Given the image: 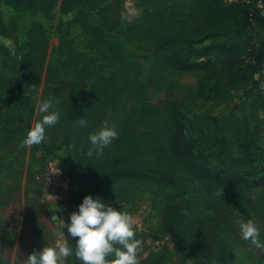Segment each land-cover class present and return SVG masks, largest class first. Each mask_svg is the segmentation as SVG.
Masks as SVG:
<instances>
[{
	"label": "rangeland",
	"instance_id": "rangeland-1",
	"mask_svg": "<svg viewBox=\"0 0 264 264\" xmlns=\"http://www.w3.org/2000/svg\"><path fill=\"white\" fill-rule=\"evenodd\" d=\"M221 1L226 7L235 2ZM191 2L96 0L90 8L69 14L57 8L45 17L38 10L14 8L0 0V38L11 39L16 45L15 54H10L0 43V264H27V256L34 251L67 239L61 220H68L69 184L61 171H70L76 149L104 121L119 133L104 149V157L125 154L134 164L150 163L172 170L180 178L177 187L167 189L149 182L126 184L103 201L133 217L141 241L138 263L163 257L166 264H192L199 247L207 241L215 251L228 253L235 264H264V249L243 240L236 223L249 216L256 219L262 225L264 240V187H241L232 194L205 187L173 159L167 133V109L171 102H179L204 154L213 150L214 136L219 133L230 139L226 156L236 157L238 148L226 119H247L262 150L258 171L260 167L264 170V65L260 75H255L250 65L256 49L264 44V28L256 23L244 34H229V42L242 47L239 55L233 51V58L217 53L209 57L220 71L228 99H199L202 72L162 70L156 43L165 31L181 33L201 23L203 15ZM256 6L264 15V0ZM105 17L113 20V25L123 23L124 30L133 28L131 38L108 30ZM135 64L143 70L139 76H135ZM23 76L22 88L30 104L14 112L1 100L17 99L11 84ZM104 77H112L111 93L100 121L90 131L78 133L71 100L81 90L88 99ZM75 83L82 89H75ZM49 98L60 111L58 123L46 129L42 143L19 147L42 117L39 104ZM84 110L88 114L89 106ZM15 113L23 118V132L12 146L4 147V120ZM52 176L55 193L45 186ZM173 218H178L177 225L167 229Z\"/></svg>",
	"mask_w": 264,
	"mask_h": 264
},
{
	"label": "trees",
	"instance_id": "trees-1",
	"mask_svg": "<svg viewBox=\"0 0 264 264\" xmlns=\"http://www.w3.org/2000/svg\"><path fill=\"white\" fill-rule=\"evenodd\" d=\"M96 0H2L7 6L22 8L24 10H38L45 17H49L53 10L59 9L63 14H69L74 10L90 8ZM260 0H235L226 7L221 0H192V8L199 10L203 15L202 21L197 26L188 27L181 33H163L157 40V48L160 52L159 64L162 70H174L179 72H202L198 82L197 97L205 101L223 102L228 99L225 85L220 78V71L209 59L212 53L218 55H229L233 51L234 55H239L242 50L237 43L229 42V34L237 32L244 34L251 27L259 24L264 28V15L261 9L256 6ZM143 3H152L154 0H141ZM249 2V3H248ZM154 15H160L154 12ZM113 20L104 18L105 27L118 34L131 38L133 28L124 30V24L113 25ZM141 37V34H137ZM197 35L198 38H194ZM216 40V41H214ZM211 41V42H210ZM209 42V43H207ZM245 49V48H244ZM247 49V48H246ZM244 51V50H243ZM246 51V50H245ZM232 55V54H231ZM240 53V56H243ZM233 63V62H232ZM254 67L255 75L262 73L264 65V44L256 49L255 55L250 64ZM135 76L142 73L140 65H133ZM26 76L19 77L17 84H11V88L16 90L17 99L6 98L1 100L2 104L16 112L22 106L30 104V98L25 95V88H22ZM112 77L100 78L99 83L92 89L88 99L83 98L82 85L75 83V89L81 90L78 95H74L71 100L73 119L75 120V131H90L95 127L101 118L105 108L109 91V84ZM88 105L90 111L85 113V106ZM179 102H171L167 109L168 115V146L172 157L181 165L189 176L202 183L207 188H215L222 193L232 194L241 187L260 188L264 187V170L258 171L259 157L262 150L259 146L257 133L250 127L247 119L237 116H230L226 119L227 127L232 131V137L236 141L239 155L227 157L231 146L230 139L224 134L217 133L214 136V148L210 154H204L200 150L198 140L192 135L187 118L180 110ZM84 118L88 123L78 126L80 118ZM23 118L18 114L7 116L4 120L6 125L5 136L1 138L4 147L12 146L17 136L23 132ZM89 137V136H88ZM85 140L83 146L77 148L71 159L70 171H67L69 178L68 190V220L74 210H78V205L86 195H93L103 201L117 188L126 184L137 182L153 183L163 189L175 188L180 182V178L172 170L156 168L153 164H134L125 154L112 157L87 156V151L91 147L89 139ZM230 159L229 163H227ZM178 218H173L167 229L176 226ZM136 238L138 235L136 234ZM78 237H71L67 232L69 246L73 249V254L66 257L65 264H82L75 256V240ZM112 260L114 257L109 256ZM138 264H166L163 257L150 259L145 263ZM192 264H235L231 256L224 251H215L210 242H203L198 249Z\"/></svg>",
	"mask_w": 264,
	"mask_h": 264
},
{
	"label": "clouds",
	"instance_id": "clouds-1",
	"mask_svg": "<svg viewBox=\"0 0 264 264\" xmlns=\"http://www.w3.org/2000/svg\"><path fill=\"white\" fill-rule=\"evenodd\" d=\"M0 43L9 49L10 54H15L14 41L0 38ZM39 112L42 114L41 119L29 129L19 147L42 143L46 138V129L56 125L60 119V111L51 98L39 104ZM87 123L83 117L77 122L78 126ZM118 135L115 127L104 121L98 130L89 134L91 147L87 156H102L104 149ZM61 221L62 231L66 227L71 237H78L74 253L82 264H138L137 253L141 241L136 238L133 217L122 208L106 204L102 199L89 194L78 205V210L71 212L68 222ZM236 223L243 240L257 249H264L262 225L256 219L249 216L247 220L237 219ZM72 254L73 249L65 239L58 241L55 246H44L34 251L27 256V264H64L63 258ZM109 256L114 259H107Z\"/></svg>",
	"mask_w": 264,
	"mask_h": 264
},
{
	"label": "built area",
	"instance_id": "built-area-1",
	"mask_svg": "<svg viewBox=\"0 0 264 264\" xmlns=\"http://www.w3.org/2000/svg\"><path fill=\"white\" fill-rule=\"evenodd\" d=\"M61 172L64 175L65 182L67 184H69V178L67 177L66 173H64L63 170ZM50 179H51V182H49L48 184H45V186H46V188H47L48 191L55 193V191H56V184H55V181H54V177L52 176V177H50ZM137 256H138V262H139L140 256L138 254H137Z\"/></svg>",
	"mask_w": 264,
	"mask_h": 264
},
{
	"label": "crops",
	"instance_id": "crops-1",
	"mask_svg": "<svg viewBox=\"0 0 264 264\" xmlns=\"http://www.w3.org/2000/svg\"><path fill=\"white\" fill-rule=\"evenodd\" d=\"M66 201L68 202V195L66 196Z\"/></svg>",
	"mask_w": 264,
	"mask_h": 264
}]
</instances>
